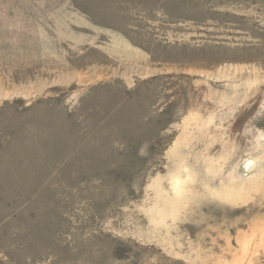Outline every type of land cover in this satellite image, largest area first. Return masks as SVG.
<instances>
[{
  "label": "rangeland",
  "instance_id": "1",
  "mask_svg": "<svg viewBox=\"0 0 264 264\" xmlns=\"http://www.w3.org/2000/svg\"><path fill=\"white\" fill-rule=\"evenodd\" d=\"M0 264H264V0H0Z\"/></svg>",
  "mask_w": 264,
  "mask_h": 264
},
{
  "label": "bare ground",
  "instance_id": "2",
  "mask_svg": "<svg viewBox=\"0 0 264 264\" xmlns=\"http://www.w3.org/2000/svg\"><path fill=\"white\" fill-rule=\"evenodd\" d=\"M176 188H180L181 187V183H180V180H176V185H175Z\"/></svg>",
  "mask_w": 264,
  "mask_h": 264
}]
</instances>
